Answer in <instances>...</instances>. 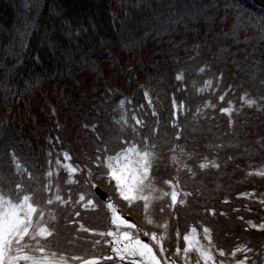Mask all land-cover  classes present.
Wrapping results in <instances>:
<instances>
[{"label": "trees", "instance_id": "16d2710c", "mask_svg": "<svg viewBox=\"0 0 264 264\" xmlns=\"http://www.w3.org/2000/svg\"><path fill=\"white\" fill-rule=\"evenodd\" d=\"M258 2L0 0V195H29L48 218L51 236L25 242L31 254L38 243L75 264L119 263L92 189L146 232L144 208L119 199L106 166L136 146L153 154L154 186L180 194L152 216L168 222L170 252L207 229L218 263L264 264Z\"/></svg>", "mask_w": 264, "mask_h": 264}, {"label": "rangeland", "instance_id": "374dc122", "mask_svg": "<svg viewBox=\"0 0 264 264\" xmlns=\"http://www.w3.org/2000/svg\"><path fill=\"white\" fill-rule=\"evenodd\" d=\"M250 1L253 4H257V5L259 3L258 0H250ZM123 108H124V102H121L120 110L123 112L120 114L117 121L118 123L126 124L127 118ZM129 148H135L137 151L141 153L147 152V151H142L137 147H128L127 149H125L116 156L107 157L106 166L108 165L109 162L115 165L116 157L120 156L121 158H123L125 152ZM148 153L150 154L149 156L150 167L148 171V176L144 180V183L142 185V191L133 193L136 199H133L131 201L125 200L121 196V193L117 188L116 180L112 179L109 174L110 178L114 181L116 185L118 195L124 201L132 205L140 204L141 207L144 208L145 217L143 219V222H141V226L144 227V229L146 230V232H143L141 228L135 225L134 227H128L127 226L128 224L132 225L130 218L125 213L118 212V209L116 208V204H115L116 200L113 197H111L110 200L107 201L106 205L108 206V210H109L108 219L112 231L110 232L111 235H109L108 233L107 238H105L104 241L106 242L107 247L110 249L111 255L114 256V258L121 264H149V260L146 257L140 256L139 253L133 254L132 251L126 249V245L129 242L123 239V234L128 233L129 236L132 238L133 242L138 239L143 244L148 245V247L152 250V253L156 256V259L160 262V264H220L217 262L215 256L212 253L211 240L209 236L205 232L200 234L197 230H192L188 234L187 237H189V240L187 242L184 240V244H183L184 246L182 248L179 242H176L178 247L174 245L175 252L174 253L170 252V248L168 245L171 243V241L168 240L169 238L166 230V225L168 222L166 223V221L162 219V221L158 223L154 218H152V216L154 215L156 210H158V213H165L166 211H169L172 206H176L177 201L180 198L179 196L180 194L177 193V189L172 183H169L167 185L166 190L157 189L154 186V183L151 180V164L153 158H152V154L150 152ZM129 156L132 158L133 161L137 159V157L132 153H129ZM69 169L71 170V168ZM107 169L109 172L108 166ZM173 191H175L177 194V199L175 203H173L171 199V194L173 193ZM140 196L148 197L147 201L140 199L139 198ZM81 199H82L81 201H83L84 197ZM145 203H147V207H145ZM91 204L92 202H89L88 206H91ZM109 204L112 206L111 208L109 207ZM34 215L37 216L36 218L37 221L35 225H33L34 227L36 226L37 223L42 225H46L48 223V218H46L44 215L42 217L41 215L39 216L38 213ZM115 217H119L120 219L115 220L114 222ZM121 220L125 221L126 223H121ZM153 237H155V239H153ZM27 238L29 237H26L25 240L22 242V244H27L25 243ZM36 245L39 246L38 243ZM17 247L19 246L15 244L13 245L12 248L13 255L16 254ZM29 248L25 249V251L28 254L33 255L31 254L32 252L29 250ZM185 249H187V251H185ZM202 252L209 254L211 256V259L205 260L204 256L202 255ZM48 254L49 256L52 255L50 253ZM55 256L56 258L58 257L57 255ZM63 259L65 261V264H75L73 262H69L68 259L66 258ZM222 263L225 264L224 262ZM19 264H25V262L20 261ZM81 264H87V263L82 262Z\"/></svg>", "mask_w": 264, "mask_h": 264}, {"label": "snow or ice", "instance_id": "6c2138e0", "mask_svg": "<svg viewBox=\"0 0 264 264\" xmlns=\"http://www.w3.org/2000/svg\"><path fill=\"white\" fill-rule=\"evenodd\" d=\"M177 79H180V77L178 76ZM129 153L134 154L137 159L133 161ZM149 156L148 152L141 153L135 148H129L123 158L116 157L115 165L111 162L108 163L109 174L112 179L116 180L117 188L125 200L136 199L133 193L142 191V185L148 176L150 167ZM204 166L201 165V167ZM17 167L19 168V165ZM139 198L145 201L148 199L146 196H140ZM57 199L59 200L60 197L57 196ZM171 199L173 203L176 202L177 194L175 191L171 194ZM48 203L50 204L52 201L49 200ZM109 207L112 206L109 204ZM145 207H147V203H145ZM37 212L38 208L32 203V197L29 195H24L19 203H14L0 195V264H19L20 261H24L25 264H65L63 257L57 259L55 254L49 256L45 254L43 247L38 246L36 249L41 254L39 256L30 255L25 251L30 247L28 244H22L26 237L36 240L37 237L45 238L51 234L46 227H41L39 223L35 227L33 226V216ZM40 215L42 217L43 213L41 212ZM119 219V217H115L114 222ZM121 223L126 222L121 220ZM127 226L134 227L131 224ZM205 232H207V229H205ZM123 239L129 242L126 249L132 251L133 254L139 253L140 256L146 257L149 264H160L148 245L143 244L138 239L133 242L128 233L123 234ZM188 240L189 237L185 236V241ZM14 244L19 246L16 248L15 255L12 254ZM202 255L205 260L211 259V256L207 253L202 252Z\"/></svg>", "mask_w": 264, "mask_h": 264}, {"label": "water", "instance_id": "95a60500", "mask_svg": "<svg viewBox=\"0 0 264 264\" xmlns=\"http://www.w3.org/2000/svg\"><path fill=\"white\" fill-rule=\"evenodd\" d=\"M95 194L102 200V201H106L107 196L104 192H102L100 189H95Z\"/></svg>", "mask_w": 264, "mask_h": 264}]
</instances>
